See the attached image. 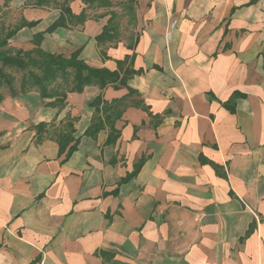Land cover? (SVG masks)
Masks as SVG:
<instances>
[{"label":"crops","instance_id":"obj_1","mask_svg":"<svg viewBox=\"0 0 264 264\" xmlns=\"http://www.w3.org/2000/svg\"><path fill=\"white\" fill-rule=\"evenodd\" d=\"M4 2L7 26L36 22L9 39L16 48H31L60 14ZM248 2L137 0L134 68L144 72L128 85L154 117L127 107L114 145L107 129L84 135L90 102L126 88L88 85L60 110L34 90L3 95L0 264H264V0ZM82 5L70 2L75 14ZM105 21L44 32L41 47L65 56L80 47L88 65L113 70L131 50L122 40L101 57ZM67 115L79 142L62 161L54 140L33 142V126Z\"/></svg>","mask_w":264,"mask_h":264},{"label":"trees","instance_id":"obj_2","mask_svg":"<svg viewBox=\"0 0 264 264\" xmlns=\"http://www.w3.org/2000/svg\"><path fill=\"white\" fill-rule=\"evenodd\" d=\"M38 5L56 7L60 14L44 32L51 33L58 27H78L83 26L88 18H105L106 21L101 31L95 36L96 45L102 58H108L106 49L115 47L121 39V27L119 25V13L114 8L112 0H80L82 8L79 13L72 12L70 2L74 0H27ZM257 0H249L254 3ZM5 4L8 0H5ZM121 9L131 15V21L135 26V6L137 0H118ZM35 21L20 22L8 28H1L0 31V85L5 84L11 96L18 93L34 90L39 93L41 99H52L44 102L45 105L56 107L58 110L66 105V96L69 92H82L85 86L96 85L100 89L111 85L114 88H126L127 92L120 98L110 101L105 100L101 94L97 95L90 106L93 107V115L90 123L84 131V135L96 138L97 133L107 129L106 144H116L120 131L115 128V121L121 118L123 111L129 106L143 108L151 117L147 106L139 98L137 90L128 85V80L134 75L144 72L142 68H134L136 56L135 46L138 41L136 36L133 42L126 46L131 50L130 54H125L122 59H116V68L110 70L106 67H93L88 65L79 57L81 48L71 51L68 56L63 53H52L45 51L41 47L44 32L32 35V47L29 49L12 47L9 39L17 30L24 26L32 27ZM3 27V26H1ZM9 69V73L5 71ZM18 72V88H15L17 78L13 73ZM7 94V93H5ZM0 93V102L3 98ZM77 116H65L58 120L57 117L49 122H39L33 126L35 131L34 143H41L45 139L54 140L58 145V155H63L62 161L67 160L77 149L79 137L74 136L75 122ZM159 121V120H158ZM142 156L133 166L132 171L123 176L119 184L124 183L134 177L144 162ZM118 184V185H119Z\"/></svg>","mask_w":264,"mask_h":264},{"label":"rangeland","instance_id":"obj_3","mask_svg":"<svg viewBox=\"0 0 264 264\" xmlns=\"http://www.w3.org/2000/svg\"><path fill=\"white\" fill-rule=\"evenodd\" d=\"M112 2L115 4L114 8L119 13V16H120L118 21L121 27V39L126 43L133 42L134 38L137 36V32L135 31V26L133 25L131 21V15H129L127 11H124L123 9H121V5L117 3L118 0H112ZM7 22L9 23V19L7 17L3 20H0V31H1V28H8L11 26V25L9 26V24L7 26L6 25ZM5 71L9 73L8 68H5ZM13 74L17 78V80H15L16 81L15 88H18V85H19L18 79L20 77V74L18 72H15ZM0 93L2 94L9 93V90L5 84L0 85Z\"/></svg>","mask_w":264,"mask_h":264},{"label":"built area","instance_id":"obj_4","mask_svg":"<svg viewBox=\"0 0 264 264\" xmlns=\"http://www.w3.org/2000/svg\"><path fill=\"white\" fill-rule=\"evenodd\" d=\"M174 27V23H171L170 26H169V30H171V28Z\"/></svg>","mask_w":264,"mask_h":264}]
</instances>
